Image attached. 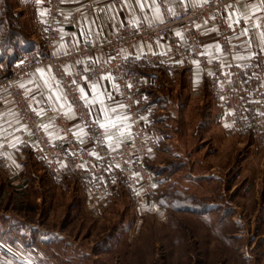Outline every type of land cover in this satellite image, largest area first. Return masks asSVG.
I'll return each mask as SVG.
<instances>
[{"label": "rangeland", "instance_id": "1", "mask_svg": "<svg viewBox=\"0 0 264 264\" xmlns=\"http://www.w3.org/2000/svg\"><path fill=\"white\" fill-rule=\"evenodd\" d=\"M37 33L34 0H0L2 55L17 51L16 61L26 51L19 49L23 45L34 50ZM151 98L159 104L152 117L158 146L146 167L155 188L142 201L118 171V193L92 215L78 187L58 184L54 179L63 174H49L36 153L34 173L23 175L21 188L0 177V225L11 224L23 248L19 264H264V150L236 137L224 167L216 172L208 162L205 178L186 188L183 172L174 173L183 158L173 153L189 142L203 159L213 145L206 136L193 138L192 130L181 140L179 133L167 140L179 124L169 127L167 111L160 108L167 93L153 91ZM151 201L160 205L157 213L147 208Z\"/></svg>", "mask_w": 264, "mask_h": 264}, {"label": "crops", "instance_id": "2", "mask_svg": "<svg viewBox=\"0 0 264 264\" xmlns=\"http://www.w3.org/2000/svg\"><path fill=\"white\" fill-rule=\"evenodd\" d=\"M168 1L171 8L176 9L178 5L195 6L203 0ZM228 6L231 7L227 8L226 14L235 28L231 34V42L240 45L241 48L238 51L223 53L213 23L201 26L200 46L205 57L203 62H196L194 59L185 61L182 58H172L166 63L155 66H135L136 59L147 52L168 53L171 46L164 37L155 38L152 42L135 40L124 49V54L127 57L126 67H135L146 82L141 121H145L147 116L152 118L157 112L159 104L154 99H150L153 91L161 94L167 93V100H165L167 102L160 108L167 111L168 126H172L173 123L174 126L179 124L178 129L175 128L179 132L170 133L168 136L170 139L167 138V140L175 139L173 133H179L181 140L186 136L185 133H189L188 130H192L189 134L193 138L198 135V140L201 141V137L206 136L213 145V151L206 153L203 159L199 157L202 150L198 147L190 148L189 142L187 144L180 142L179 153H173L183 158L174 173L183 172L184 175L181 179L186 188L191 186L190 182L195 183L201 178H205L207 169L202 168L206 164L211 162L210 169L216 172L224 167L225 158L227 157L228 160L235 151L236 137L242 138L244 142L247 141L250 147L255 148L258 152L264 150V137H257L251 133H231L219 121L221 109L209 88L208 76L213 69L212 61L217 59L221 64H229L248 60L258 53L264 55L262 49L264 37L261 36V33L264 32V2L262 0H231ZM80 8V0H61L60 12L63 17L58 16L53 21L47 17L46 9L40 3L35 2V22L38 25L39 33L37 36L35 35L38 38H36L37 45L34 51L39 52V49L44 45L47 38L45 26L50 22H54L60 32V39L53 42V51L58 54L68 39L77 45L83 36L89 35L94 44L99 43L103 35L109 34L114 29L115 22H130L133 25H138L141 21L152 23L161 19V10L157 0L155 2L143 0V8L137 3V0H123L122 2L95 0L93 13L82 12L78 18L69 23L66 15ZM256 25H261V27L257 28ZM244 29L248 30L246 36L240 35ZM108 57L107 53H96L90 58V63L83 58H77L64 66V72L86 71L91 68L92 62L106 60ZM3 62L7 66H11L14 61L9 65L7 60ZM13 69L7 67L3 77H9L12 82L24 86L22 88L28 94L43 130L49 135H56V115L59 111H66L68 119L71 121V128L84 141V128L74 121V115L69 111L65 91L59 78L52 74L46 66L30 67L24 74H18ZM102 77L104 79H101ZM77 90L80 97L86 96V100L83 99V101L88 106L91 117L99 124L106 126L102 129L111 147L118 142L130 140L131 128L125 117L124 106L115 92L112 73L106 72L96 78L83 80L77 85ZM53 94L62 99L59 101L54 99ZM93 101L96 102L93 103ZM195 124L197 127L196 130H193L192 125ZM20 127L21 123L9 93L6 90H0V177L2 176L3 180L7 177L9 185L19 188L24 182L23 175L29 171L34 173L32 159L35 158L34 141L29 139L27 143H23L20 137ZM153 128L155 134V120H153ZM108 137L111 139L109 140ZM194 143H196L195 140L192 145ZM42 165L44 166L43 162ZM228 168L229 165L225 167V169ZM117 172V169L109 167L97 177L63 174L54 180L68 188L76 185L82 194V202L86 210L95 215L102 213L114 195L118 193L122 180ZM147 208L153 209L157 213L160 205L156 201H151ZM10 226L11 224L6 225V223L0 225V255L10 264H19L23 260V248L17 240L13 239V230Z\"/></svg>", "mask_w": 264, "mask_h": 264}, {"label": "built area", "instance_id": "3", "mask_svg": "<svg viewBox=\"0 0 264 264\" xmlns=\"http://www.w3.org/2000/svg\"><path fill=\"white\" fill-rule=\"evenodd\" d=\"M122 2L123 0H117ZM161 10V19L152 23L115 22L114 29L103 35L100 42L94 44L89 35L83 36L77 45L71 39L56 54L53 42L60 39V32L54 22L45 26L47 38L39 52L26 50L20 57L7 66L0 61V90H6L17 112L20 137L23 143L32 139L34 152L38 154L53 176L69 173L99 176L111 167L117 169L128 181V191L136 200L154 191L155 183L147 160L157 149L153 119L149 116L141 121L145 103L146 82L135 67H126L125 47L135 40L152 42L155 38L167 39L171 50L168 53L147 52L135 61L137 67H149L166 63L169 59H184L203 62L200 42L201 26L213 23L218 33L223 53L240 50L239 44L231 42L235 29L228 20L226 11L231 0H203L195 6L178 5L172 9L168 0H157ZM46 9L48 18L54 21L60 12L61 0H35ZM81 8L66 15L69 23L84 12L94 11L95 0H80ZM63 17V16H62ZM264 51V44L262 47ZM96 53H107L106 60L94 61L86 71L64 72V66L77 58L90 63ZM264 55L258 53L252 58L240 62L221 64L217 59L211 62L212 72L208 78L209 88L217 105L221 109L219 121L234 134L251 133L264 137ZM46 66L56 75L64 88L69 111L74 121L84 128V141L71 128L66 111L56 115V135H49L42 126L37 112L29 100L28 94L9 77H3L7 67L24 74L30 67ZM110 72L113 74L115 92L120 98L125 117L131 128V138L110 146L104 130L94 120L88 106L80 97L77 85L83 80L96 78ZM49 112V110H46ZM114 148V149H113ZM0 264H8L1 260Z\"/></svg>", "mask_w": 264, "mask_h": 264}, {"label": "snow or ice", "instance_id": "4", "mask_svg": "<svg viewBox=\"0 0 264 264\" xmlns=\"http://www.w3.org/2000/svg\"><path fill=\"white\" fill-rule=\"evenodd\" d=\"M153 2H155V0H153ZM262 2H264V0H262ZM137 3L140 4L141 8H143V0H137ZM228 7H231V6H228ZM237 22H239V21H237ZM229 26L231 27L232 25H229ZM256 27H257V28H260L261 25H256ZM247 34H248V30H247V29H244V30L241 32L240 35H244V36H246ZM261 36L264 37V32L261 33ZM101 79H104V78L102 77ZM21 87H24V86L22 85ZM53 98L56 99V100H58V101H59L60 99H62L61 97L55 96V94H53ZM81 98L86 100V96H83V95H82ZM109 98H111V96H109ZM95 102H96V101H93V103H95ZM99 126H100L101 128H106V126H105L104 124H100ZM108 139L110 140L111 137H108Z\"/></svg>", "mask_w": 264, "mask_h": 264}, {"label": "trees", "instance_id": "5", "mask_svg": "<svg viewBox=\"0 0 264 264\" xmlns=\"http://www.w3.org/2000/svg\"><path fill=\"white\" fill-rule=\"evenodd\" d=\"M30 48V45L29 44H26V45H23L21 48H19L20 50H27ZM17 58V51L11 53L10 55H2L1 52H0V61H5L7 60L8 62H13L15 59Z\"/></svg>", "mask_w": 264, "mask_h": 264}]
</instances>
